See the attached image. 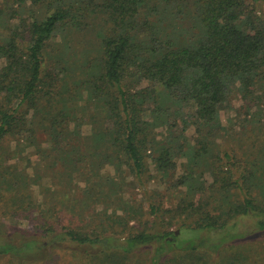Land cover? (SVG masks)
<instances>
[{
    "label": "trees",
    "instance_id": "obj_1",
    "mask_svg": "<svg viewBox=\"0 0 264 264\" xmlns=\"http://www.w3.org/2000/svg\"><path fill=\"white\" fill-rule=\"evenodd\" d=\"M15 1L0 38V260L71 248L97 264H264V0ZM55 47L77 62L48 63ZM170 173L164 199L148 182Z\"/></svg>",
    "mask_w": 264,
    "mask_h": 264
},
{
    "label": "rangeland",
    "instance_id": "obj_2",
    "mask_svg": "<svg viewBox=\"0 0 264 264\" xmlns=\"http://www.w3.org/2000/svg\"><path fill=\"white\" fill-rule=\"evenodd\" d=\"M15 6H16L15 0H0V38L4 35L9 34L10 31H12L13 29L17 28L18 18H11V16L8 14L14 8L16 9ZM32 8L34 10L38 9V7H32ZM21 9H22L21 16H23V17L27 16L28 12H29V10H28L29 6L28 7L23 6V7H21ZM256 10H257V13L259 15L264 17V1L256 2ZM141 32L142 33L145 32L144 27H142ZM57 40H60V39L57 38ZM58 45H60V44H58ZM74 45H78V44L74 43ZM52 47L53 46H50L49 49H51ZM62 49H64V48L55 47V49L53 51H51L48 56H46L48 59V63L57 64L58 62L62 63V61H63L66 66L71 67L74 62H77L75 60L76 57L73 54V52L70 51L71 49L70 50L65 49V50H63V52H61ZM50 54H51V56H50ZM60 54H62L63 57L60 58V60H59L58 58L60 57L59 56ZM79 103H80L79 101L73 102L72 104H74V105H72V106H77ZM240 105H241L240 101L232 102V106H229V107H226L224 105L223 109L221 110V122L223 124H227L228 122L233 123L234 118L230 119V117H233L239 110H241ZM230 107H233V108H230ZM183 110L185 112H188V113L191 112V110L188 109L187 107H184ZM242 113H243V115H245L244 109L242 110ZM239 127H240V125L237 126V128H239ZM186 135L191 140H193L196 137V132L192 126H190L187 129ZM232 141H233L232 144H236L237 139L234 138L233 140L231 139L228 142H232ZM29 153H30V158L32 160V163L40 165V163H39L40 161H38L36 156L33 155L34 151H32V152L29 151ZM50 159L51 160L54 159L56 161V165H55L56 168L60 167L59 157L54 152L51 153ZM180 161L181 160H178V163ZM20 164H21V166L25 165V160L21 161ZM106 169H107L106 172L111 171V168H109V167H107ZM30 171H31V169H30ZM176 172H178V168H177ZM159 176L160 175L157 176V174H154V176L148 182V185L150 186V188L156 187L157 189H160L162 192H164L167 189V193L165 195L162 194V196H161L162 198L166 199L167 195H168L169 183H170L173 175H172V173H170L168 179L166 178L167 180H162L159 178ZM43 183L46 186L47 185L50 186L51 178L50 177H44ZM169 192H170V190H169ZM125 193H126L127 197H129V198L135 197L138 200L141 199L140 193H138V194L136 193V195L133 197V195L131 194L132 190H131V187L129 186L128 182H127L126 187H125ZM38 197H40V196H38ZM161 197L158 196L157 199H160ZM170 200H171V197L169 196V201ZM60 215L61 216H69L67 214H60ZM6 220H7V222H6L7 226L12 225L15 227L18 225V227H19L20 225L23 226V224H26L25 221L19 220L17 218H12V219L7 218ZM80 256H81V254L77 250H72L71 248H69V249L63 248V249H58V250L56 249L55 252L53 253V256H51V258H49L48 260H43V262H44V264H97L96 261L92 262V263L91 262L86 263L85 261L80 259ZM148 258L149 257L147 256L146 253H140V254H137L136 256H133V258L130 259V261L126 264H149ZM0 264H7V262L4 259H1Z\"/></svg>",
    "mask_w": 264,
    "mask_h": 264
}]
</instances>
